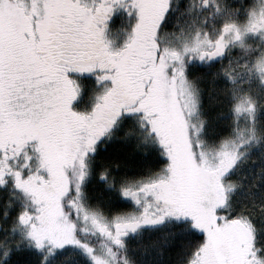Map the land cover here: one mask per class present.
Here are the masks:
<instances>
[{
	"label": "snow or ice",
	"instance_id": "1",
	"mask_svg": "<svg viewBox=\"0 0 264 264\" xmlns=\"http://www.w3.org/2000/svg\"><path fill=\"white\" fill-rule=\"evenodd\" d=\"M0 264H264V0H0Z\"/></svg>",
	"mask_w": 264,
	"mask_h": 264
},
{
	"label": "flooded vegetation",
	"instance_id": "2",
	"mask_svg": "<svg viewBox=\"0 0 264 264\" xmlns=\"http://www.w3.org/2000/svg\"><path fill=\"white\" fill-rule=\"evenodd\" d=\"M121 20L119 17H117L116 19L113 20L112 23V28H113V35L119 39L120 38V32H119V28L121 27Z\"/></svg>",
	"mask_w": 264,
	"mask_h": 264
}]
</instances>
